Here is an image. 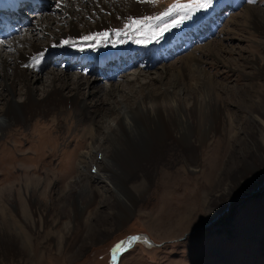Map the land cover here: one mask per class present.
Here are the masks:
<instances>
[{
  "label": "rangeland",
  "instance_id": "1",
  "mask_svg": "<svg viewBox=\"0 0 264 264\" xmlns=\"http://www.w3.org/2000/svg\"><path fill=\"white\" fill-rule=\"evenodd\" d=\"M49 1L34 0V6H30L29 0H24L19 11L25 22L18 26L19 30L0 37V40L9 42L12 38L32 37L38 44L43 41L41 30L35 26L31 31V27L42 19L40 13L59 15L56 5L61 0ZM85 1L89 4V0ZM91 1L95 6L103 3L107 7L106 10L91 12L92 18L98 14L107 17L110 12L117 16L118 10L128 13L116 18L118 23L115 26L92 33H111L115 28H122L128 17L155 16L173 3L190 2ZM145 2L151 4L149 8L140 9L138 13L128 12L133 5L144 8ZM247 6L263 10L264 0H213L209 9L197 12L192 19L164 33L158 42L147 45L135 43V34L132 38L110 35L95 48L87 46L95 41L76 39L61 46V41L48 37L46 49L36 55L43 53L40 60L49 58V62H45L47 70L72 77L79 72L85 73L92 80L105 67L119 66L123 61L129 69L120 71L121 75L118 74L115 80L103 79V83H116L125 92L129 87L126 80H132L133 72L140 73L136 81L144 86H157L159 81L147 75L154 78L155 72L164 70V66L169 70L170 65L182 64L186 61L182 56L187 53L200 55L202 63L197 66L221 83L215 87L219 97L216 108L218 128L211 126L203 144L199 132L208 125V121L204 118V105L198 104L195 109L190 108V119L196 129L195 147L198 149L194 160L188 164L184 158L187 154L177 148L174 152L178 160L176 166H146L133 170L126 178L118 169L112 168L106 184L100 182L96 175L97 169L106 173L103 168L86 166L81 169L69 165V160L78 161V153L84 148L85 144L78 148V138L69 142L61 140V146L66 147L61 155L50 153L49 145L58 142L51 130L54 128L51 121H46L49 126L43 127L48 131L30 142L21 141L20 136L5 137L4 153L13 152L15 156L6 165L0 158V264H110L112 249L121 240L135 234H146L155 245L147 247L136 243L121 254L117 264H264V140L261 135H264V128L254 119L258 116L260 121H264V41L257 36L264 33V28L259 25L260 28L255 30L250 20L242 21L243 16L239 18ZM85 18L87 22L93 20ZM236 22H240V26ZM207 42H211L213 56L204 46ZM219 44L222 49L220 46L217 49ZM152 45L158 47L145 48ZM80 48L84 50L80 51ZM157 48L162 50H158L155 60L148 50ZM72 52L90 57L103 52L119 53V56L104 62L103 67L89 68L80 67L76 58L68 59L72 58ZM123 53L128 55L123 56ZM129 59H137L139 63L134 65ZM30 62L33 63V58ZM30 62L28 60L27 64ZM71 66L73 68L69 70ZM105 73L104 76L108 74ZM49 75H44L36 88L43 87L42 82H49ZM136 81H131L133 89L139 85L134 83ZM84 89L81 92L86 94L95 90L92 87ZM99 97L103 98L100 95L93 100ZM214 105L209 104L210 110L215 109ZM174 120L171 116L169 126L175 133L178 128ZM81 125L82 121L78 126ZM61 130L67 136V131ZM40 141L45 144L37 151ZM16 143L26 147L19 151ZM207 143L222 144L223 149L207 151L204 149ZM171 145L176 148L173 143ZM74 148L78 153L71 152ZM170 155L167 152L165 158ZM33 158L37 160L29 161ZM4 159L8 163L7 158ZM97 159L102 161L100 155ZM38 160L43 162L41 167L32 165L36 161L38 164ZM58 163L61 164L56 166ZM170 175L175 177L170 178ZM120 178L125 179L126 191L123 189L117 197L111 183ZM88 185H96L100 191H94L88 198L83 192ZM170 187L178 189L170 191ZM77 205L85 208L81 214ZM221 211L223 213L215 222L185 235ZM10 214H14L15 224L22 231L16 230L12 220L9 222L7 216Z\"/></svg>",
  "mask_w": 264,
  "mask_h": 264
},
{
  "label": "bare ground",
  "instance_id": "2",
  "mask_svg": "<svg viewBox=\"0 0 264 264\" xmlns=\"http://www.w3.org/2000/svg\"><path fill=\"white\" fill-rule=\"evenodd\" d=\"M22 1L23 0H0V10L7 9L11 16L16 19V21L11 24V34L13 31L19 30L18 24H16L17 21L19 23L25 22L24 20L22 21L21 17L14 14V9H16L17 6L16 4H21ZM42 1L45 3L50 2L49 0V2L47 0ZM54 1L57 2V0ZM58 2L60 4L58 8L59 15L56 14L53 16L40 13L42 19L39 20V23L31 27V31H33L35 26H37L41 30L44 39L46 38L45 40L43 39V41L38 44L32 37H20L17 38V40L11 37L12 39L9 42L4 41L3 44H0L1 161H3L5 165L9 164L10 158L15 156L13 152H11V154L7 151L4 153L5 137L20 136L21 141L27 142V140H29L30 142L36 139V137L38 138L40 134L48 131V129L43 130V127L49 126L46 121H51L54 124V128L51 130L58 139V142L49 145L50 153L61 155L64 152L63 149L66 150L65 145L61 146V140L67 139L69 142L74 138H78V148L80 144L85 145L79 153L75 148L71 151L78 153L80 158L78 157L79 159L76 162L69 160V165H76L81 169L86 168V166H89V168L95 166L103 168L106 173H101L97 168H95V170H98L96 175L99 176L100 182L104 184L109 182L108 174L112 168L118 169L122 177L126 178L130 176L133 170L136 171V169L146 166L158 167L159 164H161L165 167L167 165L174 167L178 164V160L174 156V152L175 150L177 151V148L187 154V156L184 157L185 161L194 160L198 149L195 147L196 129L190 119L192 116L190 108L195 109L198 104L204 105L203 109L206 111L204 118L208 121L207 123L209 126L207 125L199 132L200 140L204 141L202 142L203 144L205 143L206 136L211 126L217 129L218 125L216 123L219 121V113L216 112L219 97L215 87H217L216 84L221 85V83L214 80L211 75L206 74L205 70L197 66L202 63L201 56L187 53V55L185 54L182 56V58L186 59V61L182 59L184 61L182 64L178 66L170 65L171 67L169 70H166V66H164V70L155 72L154 78L147 75L148 78L157 79L159 81L157 86H144L136 81L140 73L133 72L132 75L134 76L132 80H126V84L129 83L127 92L121 89L120 85L116 83H103V79L106 81L115 80L121 75L119 74L120 71L129 69V67H126L127 64L123 63V61L119 63V66L105 67L101 74L97 73L92 80L86 76L85 73L80 72L73 77L64 73L58 74L50 72L51 69L47 70L45 65V62H47L49 58L40 60L41 63L32 66L33 63L30 62V59L37 57L36 55L40 51L46 49L48 46L46 43L48 37L51 36L56 42L80 39L82 36L89 35L97 30L115 26L118 23L116 18L128 14L118 10L117 16L113 14V12H110V15L107 17H102V15L98 14L96 18H92L91 12H96V9L106 10L107 7H105L103 3H99L98 6H95L92 4L91 0L88 1L90 6L86 4L84 0H61ZM150 5L151 4H146V2L143 5L144 8L142 5H133L132 9L128 12L130 14L133 12L138 13L140 9L145 10V7L148 6L147 8H149ZM241 16L244 18L242 21L247 19L250 20L255 30L260 28V26L264 28V9H253V6H247L244 12L240 14L239 18H241ZM85 17L92 18V22L84 21L86 19ZM62 18L65 19L63 20ZM234 18H236V15ZM239 23L236 22V25L240 26L238 25ZM56 24H59V26ZM0 29V37H2V33L5 29L2 30L1 25ZM257 36L264 41V33H259ZM154 46L158 47L157 45H152L151 47L145 48L151 49ZM159 46L162 48V45ZM204 46H207V51L213 56L214 52L211 47V42H207ZM219 46L220 49H222L221 44L217 45V49H219ZM141 48H139V51ZM160 48L148 50L149 54L155 57V60L156 53H159L158 50H162ZM128 52L131 53L129 50ZM51 55L55 56L54 54ZM122 55L126 56L128 54L123 53ZM52 56L50 57L52 58ZM56 56L59 57L60 55L56 54ZM71 56L72 58L68 59L74 60L73 58H76L80 61L78 64L80 67L95 68L96 66L103 67V63L109 59L114 60V58H118L119 53L103 52L90 57L83 56L79 52H72ZM28 60L30 63L27 64ZM131 61L134 65L139 63L137 59H132L130 62ZM132 63H130V65ZM72 68L71 66L68 69L72 70ZM105 72L108 73L106 76H104L106 74ZM47 74H50L49 82H46V84L42 82L43 87L36 88L37 82L42 81V77ZM98 75L104 77L100 78ZM131 81H136L134 83L139 84L137 88L133 89ZM90 87H92V89L95 88V90L87 92V94L81 92L82 89L85 88L87 90V88ZM119 93L121 94L119 95ZM100 95L103 96L102 99L99 97L93 100ZM199 95H202L201 98L198 97ZM187 103L191 107L188 105L186 107ZM211 103L216 104V106L214 105L215 109L211 108L210 110L209 104ZM201 109L202 107L200 106V110ZM171 116H174V121H176L175 123L178 128L175 133L172 132L169 126ZM254 119L264 128V121H260L258 116L254 117ZM32 120L35 121L34 124ZM26 121H29L30 124H25ZM81 121L83 125L79 127L78 124ZM55 122H57V124H55ZM17 126L22 127L16 128ZM63 128L67 131V136L62 134L64 133V131L61 130ZM80 131H83V133ZM261 135L264 140V135ZM172 143L176 145V148L171 145ZM44 144H41L40 141L36 150H41ZM16 146L19 151H22V148L26 147V145L22 146V144H17ZM108 148L110 149L108 150ZM204 149L207 151H212L213 149H215L214 151H221L223 145L219 143L215 145L207 143ZM68 151L70 152V150ZM167 152L171 155L166 159L165 155ZM98 155L102 157V161L100 162L97 159ZM4 157L7 158L8 163H6ZM33 160L37 159L33 158L29 161ZM36 163L32 165L41 167L43 164V162H39V160L38 164ZM59 164L61 163H58L56 166H59ZM174 175L173 177H175ZM173 177L171 176L170 178ZM123 180L125 179L120 178L118 181L116 180L111 183L116 196L120 195L123 189L126 191V183ZM101 187H103V185ZM170 189V191H176L178 188L170 187ZM96 190L100 191L96 185L95 187L88 185L87 189H83V192L86 194V197L90 198ZM77 208L79 214L85 209L84 206L82 207L80 205H77ZM7 217L9 222L12 220L14 223L13 225L16 226L15 218H13L14 214H10ZM219 217H217V219ZM216 220L210 221L209 223H213ZM15 228L16 230L18 228L20 230L21 227L16 226ZM134 237H139V239L133 241ZM136 243L145 244L147 247H153L155 245L153 240L146 234L130 235L117 244H121V246L127 250ZM114 250L115 247L112 249L110 264H117L119 257L125 252V250H115L116 260L113 261L112 255Z\"/></svg>",
  "mask_w": 264,
  "mask_h": 264
},
{
  "label": "snow or ice",
  "instance_id": "3",
  "mask_svg": "<svg viewBox=\"0 0 264 264\" xmlns=\"http://www.w3.org/2000/svg\"><path fill=\"white\" fill-rule=\"evenodd\" d=\"M147 2L155 4L156 0H147ZM212 3L213 0H190L189 3H173L155 16H144L142 18L128 17L122 28H115L111 33L107 31L90 33L89 35L82 36L80 39L83 42L95 41V43H88L87 45L88 47L95 48L99 45L100 41L108 40L110 35L132 38V35L135 34V43L147 45L153 41L158 42L159 39L163 37L164 33L170 31L172 28L179 27L185 20L192 19L197 12L209 9ZM57 7H60L59 2L57 3ZM3 43L4 41L0 40V44ZM69 43V41L65 40L62 42L61 46ZM113 46H115V44H113ZM79 50L83 51L84 48H80ZM42 56L43 53H40L37 57H33L32 66L39 64ZM138 239L139 237H134L133 241ZM115 250L123 251L125 248H123L121 244H117ZM115 250L112 255L113 261L116 260Z\"/></svg>",
  "mask_w": 264,
  "mask_h": 264
},
{
  "label": "water",
  "instance_id": "4",
  "mask_svg": "<svg viewBox=\"0 0 264 264\" xmlns=\"http://www.w3.org/2000/svg\"><path fill=\"white\" fill-rule=\"evenodd\" d=\"M229 201H230V200H229ZM229 201H228V203H229ZM222 213H223V211L217 213V214H216L211 220H209L208 222L202 224L201 226H197V227H195V228L192 229V231H190L189 233H185V235H187V234H192V233H194L195 230L202 229V228L208 226V225L210 224V223H209L210 221L216 220L217 217H219Z\"/></svg>",
  "mask_w": 264,
  "mask_h": 264
},
{
  "label": "clouds",
  "instance_id": "5",
  "mask_svg": "<svg viewBox=\"0 0 264 264\" xmlns=\"http://www.w3.org/2000/svg\"><path fill=\"white\" fill-rule=\"evenodd\" d=\"M146 183V182H145Z\"/></svg>",
  "mask_w": 264,
  "mask_h": 264
}]
</instances>
